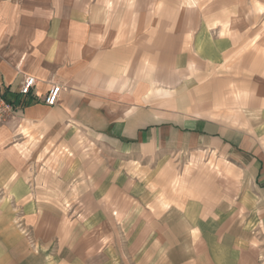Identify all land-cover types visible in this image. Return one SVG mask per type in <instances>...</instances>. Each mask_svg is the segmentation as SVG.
<instances>
[{
	"label": "crops",
	"instance_id": "1",
	"mask_svg": "<svg viewBox=\"0 0 264 264\" xmlns=\"http://www.w3.org/2000/svg\"><path fill=\"white\" fill-rule=\"evenodd\" d=\"M184 3L0 0V94L19 101L15 124L28 127L42 146L72 147L82 133L119 156L139 159L204 149L239 169L243 189L208 204L131 210L133 223L114 225L116 250L107 257L105 211L97 209L102 219L83 229L28 201L25 156L6 146L15 136L7 120L0 126V264H264V109L257 121L213 112L215 94L202 82V62L221 64L233 43L212 38L202 23L188 34L196 21L180 9ZM11 11L18 22L24 17L20 24L35 25L20 28L21 43L12 47ZM24 76L36 84L18 96ZM52 85L63 90L49 107L44 97ZM64 179L46 180L63 190ZM95 190L97 199L105 198L104 188ZM10 199L17 206L3 204ZM20 214L32 247L13 223ZM121 229L130 232L126 244L118 238ZM122 247L128 256L120 254Z\"/></svg>",
	"mask_w": 264,
	"mask_h": 264
},
{
	"label": "rangeland",
	"instance_id": "2",
	"mask_svg": "<svg viewBox=\"0 0 264 264\" xmlns=\"http://www.w3.org/2000/svg\"><path fill=\"white\" fill-rule=\"evenodd\" d=\"M180 9L190 16V21L192 16L196 21V24L189 23L188 34H192L194 28L202 23L212 38H228L233 43L231 53L223 58L222 63L219 62L221 64L206 67V62H202V82L211 83L215 94L213 112L223 117L234 114L247 120L251 116L257 121L258 113L264 109V0H185ZM9 18L11 24L6 30L12 37L8 42L11 47L18 46L21 43L17 33L20 28L24 31V27L35 25L20 24L24 17L18 22L17 14L12 11ZM4 106L0 102V126L7 120L13 121L10 126L15 130V136L6 146H14L25 156L28 201L50 208L60 215L63 223L80 225L83 229L92 223L95 226L97 219H102L97 209L105 211L107 229L104 249L107 257L116 250L113 248L114 225L122 224L124 227L133 223L131 219L134 217H129L131 210L144 214L152 209H180L195 201L208 204L211 199H224L225 195L243 189V184H237L239 169L231 167L225 157L211 151L201 149L167 159H139L119 156L102 140L82 133L75 137L72 147L53 141L45 147L37 143L40 138L33 136L28 127L18 129L14 120L19 117V112L5 110ZM23 139L26 142L24 145L21 144ZM48 177L59 182L65 181L66 177L63 184L65 191L49 187ZM168 177L169 182L163 183L162 180ZM95 186H99L98 192H103L104 188V199H97V192L93 195ZM3 202L4 205L8 203L10 208L17 206L11 199ZM20 215L15 221L13 217V223L32 247L30 231L24 229L23 216ZM255 229L256 226H250L253 235H258ZM119 232L118 238L126 244L124 240L130 232L127 229V233L122 229ZM96 235L90 230L91 238H96ZM123 249L120 254L128 256ZM1 252L0 249V256Z\"/></svg>",
	"mask_w": 264,
	"mask_h": 264
},
{
	"label": "built area",
	"instance_id": "3",
	"mask_svg": "<svg viewBox=\"0 0 264 264\" xmlns=\"http://www.w3.org/2000/svg\"><path fill=\"white\" fill-rule=\"evenodd\" d=\"M35 84H36V80L34 77L24 76L21 83H20V87H19L20 95H23V96L29 95L32 87ZM61 91H62V87H60L58 85H52L48 89V91L44 97V104L49 106V107L55 106L58 103V97H59V94ZM0 102L5 105L4 106L5 110L11 111L13 109L11 106L6 105L2 100Z\"/></svg>",
	"mask_w": 264,
	"mask_h": 264
},
{
	"label": "trees",
	"instance_id": "4",
	"mask_svg": "<svg viewBox=\"0 0 264 264\" xmlns=\"http://www.w3.org/2000/svg\"><path fill=\"white\" fill-rule=\"evenodd\" d=\"M18 96H20V93H18ZM17 96V97H18ZM0 99L6 104L11 106L14 110L16 109L17 103L19 102H14L11 101L10 99L6 98L5 94L0 95Z\"/></svg>",
	"mask_w": 264,
	"mask_h": 264
}]
</instances>
